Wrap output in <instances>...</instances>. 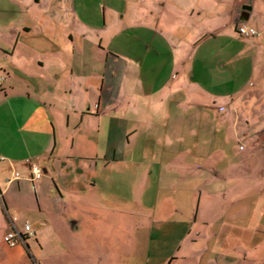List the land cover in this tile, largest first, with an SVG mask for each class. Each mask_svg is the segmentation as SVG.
<instances>
[{
	"label": "crops",
	"instance_id": "0c3cea01",
	"mask_svg": "<svg viewBox=\"0 0 264 264\" xmlns=\"http://www.w3.org/2000/svg\"><path fill=\"white\" fill-rule=\"evenodd\" d=\"M42 1L48 10L30 15L37 45L55 52L62 68L56 76L33 80L19 126H0L1 170L12 176L3 193L18 194L30 179L39 194V213L33 222L24 220L35 234L25 242L40 246L64 235L79 242L83 217L118 208L102 201L111 202L112 195L131 201L125 188H111L113 170L149 157L154 175L150 171L145 178L152 179L153 196L167 193L175 203L185 196L189 203L172 210L177 214L167 221L168 231L155 226L154 198L150 225L131 224L139 245L126 257L129 264H264V36L237 33L240 24L264 29V0H134V47L123 13L111 14L119 22L107 41L101 36L109 24L105 10L104 27L79 20L76 0H26L25 12ZM55 29L71 49L65 58L58 55ZM20 32L31 35V24ZM35 62L43 66L42 54ZM9 94L0 95V102L11 107ZM209 114L220 131L235 126L242 150L233 145L228 156L203 154L205 147L211 153L226 144L206 139L202 120ZM145 149L153 150L146 156ZM178 151L181 158L174 155ZM26 159L41 167L39 179L31 180ZM175 162L185 164L184 171L164 170ZM139 185L133 200L144 206L148 193ZM4 194L6 220L9 210L16 222L23 219L24 212ZM86 231L88 246L95 232ZM186 241L189 249L183 250Z\"/></svg>",
	"mask_w": 264,
	"mask_h": 264
},
{
	"label": "rangeland",
	"instance_id": "374dc122",
	"mask_svg": "<svg viewBox=\"0 0 264 264\" xmlns=\"http://www.w3.org/2000/svg\"><path fill=\"white\" fill-rule=\"evenodd\" d=\"M123 1H127V4H124ZM31 2L29 1V4ZM26 6V0H0V95L3 96L5 92H9L10 94L8 95V98L12 105L10 107L4 102H0V126H6L7 128L8 126H19L20 122L25 118L24 113H27V111L24 108L23 100L26 91H28V87L34 85L33 80H44L43 78L49 77L50 75L56 76L57 71L62 68L59 63L54 62V60L59 61L60 59V57L55 55V52L51 49H43L45 48L43 47L44 45L38 46L41 42L38 43L40 36L36 38V27L32 24V18L30 17L31 14L35 15V11L40 12L42 10H48V4L46 1H42L37 6L32 5L31 13L25 12ZM74 8L77 13H79V20L89 21L90 23L95 24V27H104L103 15L105 10V17L109 24L106 25V30H104L105 33H102L103 35L101 36H103L104 39L107 38V41L113 39V32L111 30H114L117 27L116 24H114L117 20H112L113 16H111V14L117 12L120 14L123 13L129 21V24L128 21H126V25L128 26L126 27L127 35H130L128 39L129 41L131 40L130 43L132 46H135L136 40H133V37L135 33L134 20L136 16V4L134 0H76V2H74ZM118 22L119 20L117 23ZM30 24L32 26V33L31 35L25 36L26 34H22L20 30L22 26ZM80 25L83 27L82 24ZM18 31L21 34L19 37L17 33ZM55 32L56 34L54 35L58 42V47L62 50H58V55L63 54L65 58V53L70 54L71 49L66 42L64 44L60 42V30L55 29L54 33ZM43 42L46 44V41ZM113 43L115 44L114 40L112 44ZM15 44L17 45L14 46ZM31 44L32 47L30 46ZM26 49L29 50V53L32 52L31 56H28ZM39 54H42L43 66H40V64L35 62L37 61V58H39ZM63 78H65V81L67 80V73H65ZM202 124L207 126L206 130L208 128V132L206 131L205 133V137L208 141L213 139H224V141H226L224 146L221 145L223 148H218V152L215 150L209 153L211 147H205L202 151L203 154H210L211 156H228L232 154L231 151L233 150V145H237L240 150L243 149V145L238 142L239 140L236 136L237 131L234 128L235 126H222V131H220L221 126H217V122L210 114L203 118ZM13 131L14 129H11V132ZM160 133L162 134V132ZM12 134L15 133L13 132ZM217 134L218 136H216ZM18 135L19 136L16 138L20 139L21 136L19 133ZM201 136L204 137L203 133ZM242 137H246V135ZM161 149L162 148H159V151ZM168 149L169 147L165 148L166 151H168ZM17 150H21V148L18 147ZM151 150L153 149H145L144 155L148 156V154H151L149 152ZM166 151L164 153H166ZM180 153L181 152L178 151L175 152L174 155L180 157ZM110 163L112 164L113 162ZM172 164L174 166H167L168 163L167 165H163L164 170L171 167L181 171H184L185 169V164L181 162H175ZM152 165L153 163L150 158L144 157L140 162L134 164L136 167L130 166L129 164L128 167L117 170V172L116 170H113L115 173H113L114 175L112 176L111 188H121L122 190L125 188L128 191L127 197L131 201H116L114 200V198H117L116 195H112L111 202L101 200L103 203L117 205L116 207L118 208H116V210L114 208L107 210L106 208L103 211L99 210L91 212L92 214H89L86 218L83 217L79 228V231L82 232L79 233L81 236L79 242L73 243L70 235H64L65 237H60V239L55 236L50 237V240L43 241L40 246L35 244L33 239H29L28 243L18 242L15 246H9L4 241V235L8 231L9 225L2 211V207L4 206H2V203L4 202L1 198L4 194L3 189L8 186L5 179L12 176L9 172H6L3 169L1 170L3 166L0 161V264H129L126 257L139 245L137 243L136 235H133L134 229L131 224H134V222L137 221H142L145 226L150 225L153 215L152 210L154 198H157L155 226L158 229L168 231L169 228H167V221H169V218L175 214L172 210L175 208L178 210L184 209V204L188 202L186 201L188 198L185 199V196H180V200L175 203V200L170 195L163 192H159L160 194L158 197L153 196V183L152 179H150V176L154 175L151 171ZM140 170H142L141 173L139 172ZM150 171V176L147 175V178H145V173H149ZM141 174L143 175L142 177ZM135 175L136 178L134 180ZM164 177L165 178L162 181L165 182L166 185L167 177L166 175H164ZM28 180V183L23 184L20 189L16 188V181L9 183L12 184L11 186L13 189H18V191H16L18 194H4L6 201L9 200L24 212L23 216H25L23 219L16 222L17 226L21 222H24V220L33 222L34 219H32V217H36L35 214L39 213L37 201V195L39 196L38 190L37 188L35 190V184H32L30 179ZM142 183L146 187L145 192L148 193L146 195L147 198L144 199V206L136 204L135 200H133V197H138V195L135 196L134 194L138 192L137 187H140L139 184ZM131 189L132 192H130ZM73 199L75 200V198ZM70 208L71 207H69V212H67L69 220L71 219V215L74 214ZM28 209H32L30 211L34 212H29ZM13 213H15L13 210H9L11 216L14 215ZM78 213L83 216L82 211H79ZM116 221L120 222L117 223ZM88 229L95 232L94 237H91V244L88 245L93 247L94 252L92 249H87L88 246L84 243V235ZM32 230L33 232L35 231L33 228ZM175 233L177 235L178 230H175ZM194 233V230L191 231L190 235L186 237L187 240L190 239ZM182 234L184 235V233ZM186 235H188V233ZM176 238L178 237L176 236ZM182 249H189V243H187V241L183 244ZM179 253L180 251L177 252V254ZM99 257H102V259L98 260ZM136 263L137 262L133 264Z\"/></svg>",
	"mask_w": 264,
	"mask_h": 264
},
{
	"label": "built area",
	"instance_id": "2783aa9c",
	"mask_svg": "<svg viewBox=\"0 0 264 264\" xmlns=\"http://www.w3.org/2000/svg\"><path fill=\"white\" fill-rule=\"evenodd\" d=\"M237 33L240 36L244 37H259L264 36V29H259L255 26H249L246 24H240L237 27ZM25 163L29 165L31 180L39 179L42 176V169L37 163L31 162L29 159L25 160ZM14 177L18 178L19 173L15 172ZM7 181L10 179L7 178ZM8 217V225L9 229L4 235V241L9 246H15L18 242H25L26 238L33 237L34 232L31 228V225L28 222L23 223V230H20L16 225V217L7 216Z\"/></svg>",
	"mask_w": 264,
	"mask_h": 264
}]
</instances>
